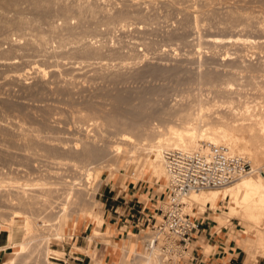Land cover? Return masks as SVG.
Returning <instances> with one entry per match:
<instances>
[{"label":"rangeland","instance_id":"374dc122","mask_svg":"<svg viewBox=\"0 0 264 264\" xmlns=\"http://www.w3.org/2000/svg\"><path fill=\"white\" fill-rule=\"evenodd\" d=\"M6 1L0 0V191L12 188L10 192L14 191V195L16 192V196L23 194L26 199L35 193L33 199L38 203L20 205L0 201V207H6L4 213L0 212V217L5 218L0 219V227L7 229L6 217L10 220L9 214L20 210V217L14 220L18 228L14 226L11 230L12 239L18 241L24 231V214L34 211L36 215L42 209L40 214L45 215L44 218H58L60 210L65 208L64 212L71 214L72 219L82 218L74 229L65 225L61 237L53 235L54 225H43L40 217L35 218L39 224L38 233H35H41L36 236L39 240H34V236L28 238V242L32 239L34 242H29L27 251L17 256L14 264H43L42 250L46 244L50 249L64 252L66 255L58 257L68 262L76 250L90 254L87 247L106 245L100 236L89 240L93 234L92 221L77 213L74 195L69 198L62 193L60 181L64 178L66 183L75 178L76 195L83 190V197L90 199L91 196L99 201L97 206H90L84 212L85 216L91 215L94 222L98 221L96 214H102L103 203L109 200L107 196L124 188L127 181L153 188L156 196L148 209L156 220L160 219L159 211L154 208L160 205L163 176L156 178L147 170L137 173L130 163L124 166L122 160L118 161V170L103 167L100 160L95 163L100 166L94 164L96 167L90 173L66 164L62 158L81 163L74 151L82 146L79 142L85 136L93 135L88 136L89 139L102 136L104 142L125 143L124 137L115 133L118 128L130 130V121L133 122L140 112L146 113L142 117L143 128H150V124L171 122L180 111L195 104L197 97L215 104L213 112L217 109L227 111L228 107L222 103L225 96L220 92L214 94L219 86L225 87L221 84L224 81L232 83L230 88L236 91L232 94L239 95L237 102L243 109L249 106L250 110L264 112V44H244V50L241 43L213 46L206 41L207 35L212 33L248 35L263 40L264 31L256 29L255 21L264 19V0H192L191 4L186 0H37L39 4L34 0ZM85 3L90 4V7L87 5L89 9L76 13L77 6ZM186 3L191 5L190 12ZM66 4L69 12L63 10ZM195 14L199 27L194 24ZM240 15L252 19L247 22L239 18ZM222 24L225 27H221ZM237 49L246 53L243 63L232 54ZM225 50L231 52L232 59L226 57L230 63L224 59ZM225 64H234L237 68L230 72L232 75L223 71ZM38 66L44 68L43 73L37 72L35 67ZM236 97L232 104L235 106ZM93 121L98 125L91 124ZM148 130L143 131L147 133ZM107 181L113 188L110 192L104 187ZM21 183L26 184L25 189H16ZM222 202L218 200L214 212L206 208L196 213L193 209L189 214L198 220H214L213 213L225 207ZM229 220L220 227L232 231V235L245 225L234 217ZM141 232L116 242L113 250L119 254L121 246L136 242L139 251L145 252L139 239ZM81 235L84 236L82 249H77ZM117 235L114 240L118 242V238L125 237ZM251 236L249 234L247 239L253 240ZM36 249L40 255L38 253L35 258ZM10 250L12 247L7 248L4 260L9 257ZM240 250L244 256V251ZM118 254L114 263L119 261ZM134 256L132 264H136L135 251L128 253L127 264L133 262L130 260ZM263 258L257 257L256 262L249 264H260ZM88 259L90 262V258H86L82 264H87Z\"/></svg>","mask_w":264,"mask_h":264},{"label":"bare ground","instance_id":"6f19581e","mask_svg":"<svg viewBox=\"0 0 264 264\" xmlns=\"http://www.w3.org/2000/svg\"><path fill=\"white\" fill-rule=\"evenodd\" d=\"M4 1H6V0H4ZM34 1H37V0H34ZM186 1H189L188 3L191 4L192 0H186ZM37 3H38V1H37ZM188 3H186V5ZM192 3H193V1H192ZM87 5L88 4L85 3L84 5L77 6V12L76 13H78L79 11L81 12V10H83L84 8H86V10H87V7L90 4L88 6ZM187 6H189L187 8V10L190 12L191 11V5H187ZM89 7H88V9H89ZM64 8L65 9H63V10H65V11L69 10L67 4L64 6ZM91 9H93V8H91ZM2 10H3V8H2ZM194 17H195L194 18L195 27H199L197 24L198 23V21H197L198 16H196V14H195ZM239 18L244 19L246 21L248 20L249 22L252 19V18L243 16V15H240ZM17 21H16V23H17ZM253 21H254V19H253ZM253 21H252V24H253ZM20 22H22V21H20ZM255 22L257 24L256 29L258 28L260 31H264V19L263 20H257ZM223 26L224 25L222 24L221 27H223ZM229 26H230V24H229ZM232 34L230 33L229 35L227 34L228 36H226V35L223 36L220 34L212 33V34L207 35L206 41L209 44H212L213 46L220 45V44L226 45L225 43H229V44L231 43V45L232 44L234 45L235 43H237V44L241 43L242 47L244 44L245 45L246 44L251 45V46L253 44L254 45L259 44V46L260 45L263 46V44H264V39L261 40V38L256 39V37L252 38V36H248V35L239 36L238 34L237 35H232ZM251 46H249V47H251ZM200 47L201 46L199 45V48ZM245 48H246V46H245ZM240 49L239 50L237 49L232 54L235 53L234 56L236 58H238L241 61V63H243L245 56H246V53L244 55ZM243 49H244V47H243ZM229 53H231V52H228V50L224 51V56H225L224 59L228 63H230L231 61H227L226 57H228V58L230 57L229 60L232 59L231 55L229 56ZM33 63L35 64V62H33ZM97 63H99V62H97ZM35 68H36L37 72H40V73L44 72V68L41 66H38ZM222 69H223V71H226V72L229 71V74H230V72H232V70H235L237 68L234 66V64H225V65H222ZM260 70H262V69H260ZM204 73H206V72H204ZM232 73L230 75H232ZM207 76H209V75H207ZM205 79L208 80V77ZM223 83H224L225 87H227V88L224 87L225 88L224 89L221 87V86H223V85H221ZM221 84H219L221 86H219L218 90L216 88H215L216 90H214V89L213 90H214V94H219V92H220L221 95L225 96L224 98H226V100L223 101L222 103H225V105L228 107V109L226 108L227 111H220L222 109H217V110H214V112H213L212 106H214L215 104H213V103L209 104V101H204V99H202L201 97L200 98L197 97L194 100L196 102L195 104L192 103L189 105V108L187 110L180 111L176 115L174 120H172V121L170 120L171 122L160 123V124L154 123L152 125L150 124V128H149V126H148V128L145 127L147 130L150 129V130H148L147 133L146 132L144 133V131L146 129L143 128L144 126L141 123L142 117H145L146 113L142 114L140 112L138 114L137 118L133 119V122L130 121L131 122L130 127L129 128L127 127L128 129H130L132 131L134 129L139 130V131L135 132V130H134V132H132L130 130H124V129L118 130L119 129L118 128L117 132L115 133L117 136L119 135V136L124 137L125 143L119 142L118 140H113L110 143L107 141L108 142L107 143V142H104L105 140H103L104 138L102 139V136H100V138L98 136H94V137L89 139L88 136H90V135H88V136L84 135L85 139L82 138L83 139L82 142H79L80 144H82V146H80L76 151H74L76 153L79 161H81V163L78 165L76 162H73L74 159H72V158H62V159L65 162H67L66 164L70 163L69 165L77 167L76 169L79 168L80 170L83 171V173H85V172L90 173V171L93 168H95L97 165H99V164L96 165L95 163L100 161V160L103 161V162L100 161V163H102L103 167H108L110 169L113 168V170H116L119 166L118 161L122 160L125 162L124 166H126L130 163V165H132V168H134L135 171L138 170L137 173H139L142 170H144V171L147 170L150 173H152V175L156 178L160 179V177L163 176V180H164V184H165V171H164V166H163V161H162V151L166 148L182 147V148L192 149V148H199L202 146H207L210 143H221L227 147V150L229 152L242 154L243 156H245L247 158V160L250 163V171L249 172L242 174V175L238 176L237 178H235L234 180H232V181H230V182H228L222 186H219V187H210V188H204V189L191 191L188 194L187 198L185 199L184 210L186 212L190 213V211H193V209H194L196 211V213H198V212H203L206 208H209L210 210H212L214 212V210L217 208V206L219 204L218 200H220V202L223 200L224 203L223 202L222 203L225 205L224 209H222V210L218 209L215 213H213L214 214L213 219L215 221V227L218 229L220 226H224L223 224H225V222H227V221H230L229 218H231V217L237 218L240 222H242V224H245V225L241 226V228L238 231H236L235 236L237 237V246H239L246 254L245 259H244V264H249V263L256 262L257 257H264V164H263L264 156H262L264 154V112L262 113L261 112L262 110L260 111L261 113L259 111H254L255 109L250 110L249 106H246L243 109V106L238 105L239 101L237 102L239 95L235 94V96H234V94H232V93L236 92V91H233L232 88H230V87H232V83L230 81H224ZM199 96H201V95H199ZM236 96H238V97H236ZM235 97H236V102H237L236 105L237 106L232 105V104H235V103H233V100L235 102V99H234ZM214 103H216V102H214ZM211 108H212V110H211ZM194 109H195V111H193ZM209 110H210V112L208 113L207 111H209ZM211 111H212V113H211ZM92 120H94V119L92 118ZM143 120H144V118H143ZM109 122H111V121H109ZM112 122H111V124H112ZM85 123L87 124V121L84 122L83 125ZM97 123H98L97 121H93L91 124L98 125ZM142 131H143L144 136L141 133ZM95 133H97V132H95ZM94 135H97V134H94ZM91 136H93V135H91ZM100 142L107 143V145L106 144L103 145ZM137 162H139V164H137ZM103 163H105V165ZM144 167H145V169H144ZM113 170L112 171L109 170V171L111 173H113ZM137 173H136V175L134 173L133 174L135 176H137ZM60 182H61V186L64 189L62 193H64L66 197L70 198V196L74 195L75 198H73V199H76V204H77V209H78L77 213H81L80 215H82L83 218L89 217L90 220L92 221V227L90 229L93 230L94 233L92 235H90L89 240H91L93 237L101 236L103 234L104 229L110 230V225H108V224L106 225V227L104 229L103 228L99 229L96 225L97 222H94V220L90 217L91 216L90 214H89L90 216H88V215L85 216L84 212L86 209H88V207L97 206V204H99V201L97 199L91 198V196H90V199H86L85 197H83L85 195V193L83 194V192H84L83 190L79 192L80 194L77 193L79 191L78 190L76 192L78 195H76L74 193L75 192L74 183H76L75 178L70 180L69 183H66L65 178L63 179V181H60ZM54 183L55 182H53V184ZM56 184H54V186ZM25 185L26 184L21 183L18 186H16V189L19 188V190L20 189L23 190V189H25ZM16 189H15V191H16ZM10 190L7 189L3 192L0 191V201L2 203H4V202L15 203L16 202L20 205L21 204L31 205L36 201V200L34 201V199H33V197L34 198L36 197L35 193H34L33 197L26 199V198L22 197L23 194L22 195L19 194V196H16L17 193L15 192L16 195H14V191L10 192ZM19 190H18V192L22 193V190L21 191H19ZM30 196H31V194H30ZM41 196L43 197L44 195L41 194ZM37 197L40 198L39 195ZM6 204H8V203H6ZM24 205H22V206H24ZM4 208L6 209V207H0V212L1 211L3 212L5 210ZM48 208H50V205ZM45 210L47 211L46 207H45ZM45 210H44V212H45ZM64 210H65V208L60 210L61 216L59 215L60 217H58V214H57L58 218H54V217L49 218V216L44 218L45 215L41 216L42 209L39 212L36 211L37 212L36 215H33L34 211L30 215L24 214L23 220L25 222L22 224V227H24V231H23V234L21 235V237L18 241H16L17 239L16 240L12 239V231L11 230L14 226H16L18 228V226L14 224L15 223L14 220H15V217H20L21 211L19 210V211H13L11 213L9 212L10 213L9 214L10 220H7V217H6V226H7V232H8L7 245H10V247H12V250H10L8 252L9 257L4 260L3 264H14L15 258L17 256H19L20 254L25 252L26 248L29 246V242H34V241H32L33 239L28 242V238L30 239V237L33 238V236L36 237V236L41 234V233L37 234L38 232L36 230H37V227L39 226V224L37 225V223L34 221L35 218L40 217L43 221V225L44 224H47L48 226L54 225L56 232L53 231L55 234H53V233L52 234L57 236V237H61V234L63 233L64 226L67 224H69L68 227H70L72 229L76 228V226L78 224L77 222H80L82 220V218L79 220L77 218L72 219L71 214L65 213L66 210H65V212H64ZM61 211H63V213ZM90 211H91V209H90ZM90 213H93V211ZM92 215H94V214H92ZM3 217L4 216L0 217V219L1 218L3 219ZM96 217L98 218L99 221H103L102 216L96 214ZM54 220H55V222H53V223L50 222V221H54ZM35 232H37V233H35ZM49 234H50V232H49ZM249 234L252 235L251 239H253V240H250L249 238L247 239ZM53 235H52V237H53ZM45 238H47V237H45ZM34 240H39V239L36 237ZM47 241H48V239H47ZM104 242L107 244L108 240L104 239ZM35 244H36V242H35ZM39 244H40V242H39ZM41 246H43V245H41ZM131 246H133V248ZM3 247L4 246H2V248ZM77 247H78V249H82V247H80V246H77ZM141 247L143 250H146L148 253L146 251L145 252L139 251V244L136 242H134L132 245L128 244L126 246H122L120 249L121 251L118 254V256H119L118 263H114L115 258H113L114 260H111L110 264H127V261H128L127 257H128V253L130 251H135V253H136V262H135L136 264H173L174 263L172 258L166 259V258L162 257L161 255H159L156 250H148V249L144 248L142 244H141ZM35 251H36V253L33 255H35V258H36V256L39 253V250L36 249ZM43 252H44L43 258L45 259L44 260L45 262L43 264H61L57 260H54V259L50 260L48 257H50V256L58 257V256L66 255L62 251L53 250V249L48 248L47 244L44 246V250H42V254H43ZM39 255H40V253H39ZM105 255H107V254L104 253L99 258L97 255H95L94 252H91L90 258L92 259L93 263H95V264L96 263L108 264L107 260H103V257ZM131 259L132 260H130V261H133L135 259V256ZM24 263H25V261H24ZM132 263H134V261L131 262V264Z\"/></svg>","mask_w":264,"mask_h":264},{"label":"built area","instance_id":"2783aa9c","mask_svg":"<svg viewBox=\"0 0 264 264\" xmlns=\"http://www.w3.org/2000/svg\"><path fill=\"white\" fill-rule=\"evenodd\" d=\"M162 161L165 184L160 192V205L154 208L159 211L160 219L156 220L149 214L148 222L144 224L146 219L132 214L131 217L142 231L143 247L156 250L162 257L172 258L176 263L184 256L189 257V241L200 223L184 210L188 194L194 190L222 186L249 172L250 163L245 156L229 152L221 143L192 149L166 148L162 151Z\"/></svg>","mask_w":264,"mask_h":264},{"label":"crops","instance_id":"0c3cea01","mask_svg":"<svg viewBox=\"0 0 264 264\" xmlns=\"http://www.w3.org/2000/svg\"><path fill=\"white\" fill-rule=\"evenodd\" d=\"M144 186L145 184H141L140 182L136 184V181H127L124 188L107 196L109 200L107 203H103L104 208L102 214L100 212L97 213L103 217V221L98 220L96 223L99 229H104L107 224L110 225V230L104 229L103 234L100 236L102 241L108 239L109 243L104 246L102 245L100 248H87L90 249V252H94L99 258L102 254L106 253L107 255L103 257V260H107V263H110L108 261L110 259L113 260V258L117 256L116 254H118V252L116 253V251L113 250L115 247L113 244L116 242L120 243L122 239L129 238L131 235L137 236L141 231L139 230L138 223L134 221V217H131V214L133 216H138L140 219H146L147 221H143L144 224L148 222V215L151 214L148 208L150 207L151 200L154 199L156 195H154L155 193L152 191L153 188L149 189L148 185H146V188ZM104 187H107V192L113 189L111 185L108 184V181L104 183ZM118 196L119 199H117ZM199 221L198 228L193 232L189 241V257L185 256L182 260L174 264H244L246 254L244 256L242 255L241 248L237 246V237L234 234L232 235L229 230L223 227L217 230L214 229L215 221L212 219L202 218ZM118 233H120V237L125 235V237L122 238L117 237L119 242L114 240V236H118ZM83 237L84 236L81 235L79 238V243L81 244H77L76 247H82ZM87 237L88 236H86V238ZM139 237L141 236L139 235ZM139 239L141 241V238ZM86 240L88 241L87 244H89V240ZM96 243L97 242H95V245ZM133 243L134 242H129L128 244L132 245ZM2 246L4 247L2 248ZM8 247H10V245H7V229L0 227V264L4 260L3 257ZM87 248H84V250ZM73 253L74 254L71 255V262L62 260L59 257H56V260L61 264H82L84 259L90 258V254L85 252L83 253L76 250ZM260 262V264H264V258L260 259ZM88 263L95 264L91 258L90 262L88 259Z\"/></svg>","mask_w":264,"mask_h":264}]
</instances>
